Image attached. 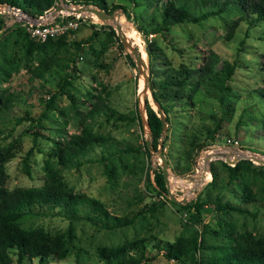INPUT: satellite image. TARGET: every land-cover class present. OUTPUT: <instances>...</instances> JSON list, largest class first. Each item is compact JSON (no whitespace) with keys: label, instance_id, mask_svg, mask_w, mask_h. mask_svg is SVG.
Segmentation results:
<instances>
[{"label":"rangeland","instance_id":"1","mask_svg":"<svg viewBox=\"0 0 264 264\" xmlns=\"http://www.w3.org/2000/svg\"><path fill=\"white\" fill-rule=\"evenodd\" d=\"M103 1L108 10L113 4L124 6L134 22L147 31L159 19L160 0ZM172 1L183 3L194 14L210 8L205 0ZM113 9L123 14L137 41L130 39L144 54L140 32L130 26L133 23L121 7ZM85 14L76 28L63 35L61 45H48L30 53L24 51L23 35L17 26L0 29V94L9 96L5 108H2L4 99H0V146L12 151L3 163L4 186L40 185L44 178L43 160L55 142L78 132L88 122L94 132L104 134L111 144L107 149L94 145L80 157L77 166L61 168L60 173L73 191L100 200L110 214L133 217L130 223L113 228H104L86 217L71 220L74 247L66 257L49 259L45 264H104L97 257L98 246L109 247L135 238H144L147 255L138 264H176L158 251L154 243L164 244L196 229L201 230L206 244H222L226 241L224 231L228 223L237 232L264 236L262 174L248 170L229 178L223 161L216 157L208 161L210 175L203 181L206 162L197 159V155L204 145L196 150L192 161L185 156L189 140H204L207 131L216 124L214 139L234 136L242 147L264 153V128L259 125L264 120V99L258 96L259 89L264 87V19L248 25L246 11L229 3L224 11L198 22L170 23L160 31L147 33L146 40L154 41L158 47L154 68L160 73L172 67H199L209 55L215 57L212 65L216 70L224 61H234L225 82L228 86L225 105L211 89L199 86L185 101L175 100L168 112L162 146L159 143L157 147L168 162L167 190L177 199L185 197L182 203L155 191L152 169H160V158L150 151L146 153L142 145L149 138L145 119L141 118V115L145 118L144 95L152 105L148 92L141 91L139 83L143 77L137 75L132 57L125 55L128 50L108 33L111 24L96 15L93 18ZM93 28L97 32L88 39ZM230 30L231 37L227 38ZM83 38L88 40L76 42ZM49 59L52 67L38 75L37 66ZM64 74L67 81L59 79ZM95 102L111 108V116L97 113L89 118L88 111ZM136 113L139 119L134 117ZM118 114L123 117H117ZM23 156H27L29 174L24 172ZM106 165L113 169L111 176ZM209 167L215 172L214 177ZM244 181L255 196L252 201H243L241 197ZM217 200L238 205L242 210H221L215 205ZM194 202H201L200 221L191 217ZM17 222L23 228L39 226L53 234L65 230L69 218L57 207L40 205L22 214ZM216 251L201 248L199 253L208 256ZM10 257L11 263L16 264L14 249ZM21 264L38 262L36 258L23 257Z\"/></svg>","mask_w":264,"mask_h":264},{"label":"trees","instance_id":"2","mask_svg":"<svg viewBox=\"0 0 264 264\" xmlns=\"http://www.w3.org/2000/svg\"><path fill=\"white\" fill-rule=\"evenodd\" d=\"M53 0H0V3L17 5L23 10L31 14L40 13L51 5ZM74 4L89 3L98 6L104 11L108 10L103 0H71ZM159 19L150 28L149 31L144 30L143 26L134 22L133 16H130L120 4H113L114 7H121L122 12L126 18L131 21L135 28L140 32L144 39V50L147 54V65L149 74L148 87L151 89L152 97L159 105L160 110L164 115V122H168V112L175 100L185 101L191 97L192 92L197 90L199 86L206 89H211L216 93L219 101L225 105L224 100L228 96V86L225 84L226 79L230 77V73L234 67V61H224L220 69L213 68L215 57L209 55L207 59L199 67L180 66L178 68H167L161 73L154 68V58L158 52V47L152 40H146L148 32H157L164 29L170 23H177L182 21L198 22L207 15L224 11L226 5L233 3L242 7L248 16V25H254L258 20L264 19V0H205L210 8L200 13H190L183 3L174 4L172 0H160ZM95 27V24H93ZM105 25V24H102ZM108 25V24H106ZM2 20L0 18V28ZM18 30L23 35V48L26 53H30L33 49H40L48 45H61L63 35L55 38H46L43 41H35L27 36L24 30L18 26ZM109 26V32L112 36L115 32L112 25ZM19 32V31H18ZM97 30L93 28L88 34L87 38L91 39ZM226 37H231V30L226 34ZM83 38L76 41H87ZM119 46L123 47L120 43ZM125 55L130 58L129 52ZM51 60H42L40 65L36 68V73L41 75L42 70L50 69L52 65ZM56 63V62H55ZM133 66L134 63L131 60ZM60 65V64H58ZM66 74L60 76L61 81H67L64 77ZM60 84V83H59ZM54 96V95H53ZM52 96V97H53ZM258 96L264 99V87L258 91ZM51 97V98H52ZM2 101V108L7 107L9 96L0 94ZM143 108L145 112V122L149 131L150 143L153 148L158 144L162 146V134L164 128L158 116V109H154L149 103L146 95L143 96ZM134 110L137 111V103L135 102ZM113 110L107 105L95 102L92 108L88 111L89 118L97 113H103L104 117H110ZM223 112L224 109H223ZM116 113V112H114ZM117 117H123V114H118ZM126 118L132 116L126 115ZM134 117H138L137 113ZM264 128V120L259 123ZM218 124H216L211 131H207V137L204 140L190 139L188 148L185 150V156L188 161H192L193 154L201 146L209 144L214 139V134L217 133ZM108 141L104 134L94 132L91 125L85 122L80 130L69 134L61 141H56L55 146L48 152L43 160V182L38 186H15L7 188L3 181L5 172L3 163L12 155V151L8 147L0 146V264H12L10 252L15 250L16 264H21L22 258H36L38 264H45L49 259H62L74 247L72 240L74 234L71 231V220L80 217H86L89 220L99 223L104 228H113L123 226L130 223L132 216L114 215L110 214L103 203L83 192H75L64 181L60 169L77 166L80 157L92 148L94 145H99L107 149ZM143 149L149 153L145 145V140L142 141ZM24 172L29 174L28 164L26 162L27 156H23ZM227 169L229 178H235L237 175H242L244 171L256 170L262 174L264 180V165L261 168H254L255 166L245 159H239L234 165L229 166L222 162ZM252 166V167H251ZM211 176L214 177L215 172L209 167ZM106 171L109 176L113 173V169L106 165ZM153 181L155 183V191L158 194L167 196L168 190L160 169H152ZM147 181H149L147 176ZM150 183V182H148ZM241 197L243 201H252L255 199L251 192L248 183L243 182L241 185ZM172 201V200H171ZM155 204V203H153ZM44 205L53 209L57 207L64 215L69 218V223L65 230L50 234L39 226L32 228L21 227L17 219L32 210V207ZM152 205V203H151ZM215 205L221 209H238L242 210L238 205L228 204L227 202L215 201ZM183 206V204H181ZM194 211L191 217L200 221V207L201 202L193 203ZM81 211V213H78ZM224 231L226 241L222 244L210 245L206 244L200 236L201 230L194 229L189 235L183 237L178 236L173 241L160 244L155 242L154 246L158 251L167 258L182 264H264V236L255 235L249 231H235L230 223ZM217 232V230H214ZM201 248H216V252L208 256H203L199 253ZM97 257L104 264H138L144 258L145 241L144 238H135L130 241H125L121 244L112 245L109 247L98 246Z\"/></svg>","mask_w":264,"mask_h":264},{"label":"built area","instance_id":"3","mask_svg":"<svg viewBox=\"0 0 264 264\" xmlns=\"http://www.w3.org/2000/svg\"><path fill=\"white\" fill-rule=\"evenodd\" d=\"M56 3H60L62 6L73 4L71 0H53L51 5L42 12L31 14L17 5L3 3L0 8V18L2 20L0 29L18 25L29 38L35 41H43L46 38H55L66 34L69 30L76 28L86 14L83 12H69L64 8L55 10L54 4ZM199 150L202 153H198L197 159L204 160V157L209 155L208 159L205 160L206 168L208 161L216 157L229 166L234 165L239 159H247L253 165H264L259 162V160L264 159V153L242 147L239 140L230 135H223L220 140L214 139ZM175 263L182 264L181 262Z\"/></svg>","mask_w":264,"mask_h":264},{"label":"water","instance_id":"4","mask_svg":"<svg viewBox=\"0 0 264 264\" xmlns=\"http://www.w3.org/2000/svg\"><path fill=\"white\" fill-rule=\"evenodd\" d=\"M2 5H3V3H0V8H1ZM72 5L75 8L71 9L69 5L62 6L60 3H56V4H54V9L56 10V9L64 8V9H68V10H74V12H81V11H84V10L87 11V12H91L92 11V12L95 13V15L98 18H100L101 20H105V21H107V19L113 17L114 9L106 12L103 9L99 8L98 6H96L94 4L80 3V4H72ZM131 25L135 28V26L133 24H131ZM112 27L114 29L115 35L118 38L119 42L122 44L123 47H125L128 50L130 56L132 57L133 63L135 65V67H136L137 75H142L143 84H142V88L141 89L143 91H148V96L150 98V102L154 105V106L152 105V107L154 109H158L159 110L158 111V116L160 117L161 122H162V127L164 128L166 126V123L164 122V120H165L164 115H163L162 111L160 110L159 105L155 102L154 98L152 97L151 89L148 87L149 74H148V65H147V54H146L145 50H144L145 59H143L141 57V53H140L139 49L132 44V40L131 39L129 40L126 37L125 32L122 29L121 25L120 24H114ZM143 49H144V45H143ZM141 118L145 119L143 115H141ZM144 123H146V122L144 121ZM146 127H147V125H146ZM147 131H148V129H147ZM148 135H149V131H148ZM145 145L148 148V150L150 151V153H154L160 158V171L162 173V176H163V179H164V182H165V186L167 187L168 186V176H167L168 175V172H167V164H168V162H167V160L165 158V155H164L163 151L160 148H158V147L157 148H153L151 143H150V138H147L145 140ZM206 157H208V156H205L204 160L208 159ZM259 162L264 164V159L259 160ZM205 169H207L206 166H205ZM167 195H168V198L170 200H172V201H179V202H182V203H184L186 201L185 197H183L181 199L175 198V196L171 192H168Z\"/></svg>","mask_w":264,"mask_h":264},{"label":"bare ground","instance_id":"5","mask_svg":"<svg viewBox=\"0 0 264 264\" xmlns=\"http://www.w3.org/2000/svg\"><path fill=\"white\" fill-rule=\"evenodd\" d=\"M70 8L71 9H73V8H75V7H73V5L72 6H70ZM66 10H68V9H66ZM69 12H74V10H68ZM81 12H83V13H88L91 17H95V13L94 12H87V11H81ZM123 14L120 12V11H118V10H114L113 11V17L112 18H109V19H107V22L108 23H110L112 26L114 25V24H120L121 25V27H122V29L124 30V32H125V35H126V37L130 40V37H133L134 38V42H136L137 41V37H136V35L134 34V31H132L130 28H129V24H128V22L125 20V18L122 16ZM97 17V16H96ZM130 23V22H129ZM127 26V27H126ZM130 26L132 27V28H134L132 25H131V23H130ZM135 29V28H134ZM136 30V29H135ZM137 31V30H136ZM138 33H139V31H137ZM132 44L134 45V46H136L133 42H132ZM138 48V47H137ZM139 49V51L141 50V48L139 47L138 48ZM141 53V52H140ZM141 57L144 59L145 58V52H144V54L143 53H141ZM140 76H142V75H139V77ZM140 84V86H142V84H143V81H141V83H139ZM142 88V87H141ZM141 91H143L142 89H141ZM144 93L146 92V91H143ZM148 92V91H147ZM153 105V104H152ZM154 106V105H153ZM207 156H209V155H207ZM206 158H208V157H206ZM206 161L204 160V163H205ZM203 165V167H204V164H202ZM208 170L207 169H203V177L201 176V178H202V180L203 181H205V180H208L209 179V171L207 172ZM202 181V182H203ZM193 191V188H192V190H191V192Z\"/></svg>","mask_w":264,"mask_h":264}]
</instances>
